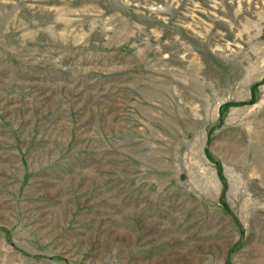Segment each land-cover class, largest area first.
<instances>
[{
  "label": "rangeland",
  "instance_id": "rangeland-1",
  "mask_svg": "<svg viewBox=\"0 0 264 264\" xmlns=\"http://www.w3.org/2000/svg\"><path fill=\"white\" fill-rule=\"evenodd\" d=\"M0 264H264V0H0Z\"/></svg>",
  "mask_w": 264,
  "mask_h": 264
}]
</instances>
